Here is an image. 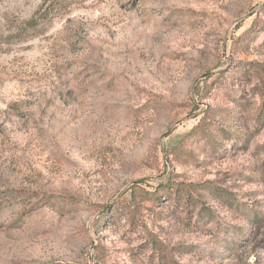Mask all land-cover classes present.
I'll list each match as a JSON object with an SVG mask.
<instances>
[{
    "label": "rangeland",
    "instance_id": "1",
    "mask_svg": "<svg viewBox=\"0 0 264 264\" xmlns=\"http://www.w3.org/2000/svg\"><path fill=\"white\" fill-rule=\"evenodd\" d=\"M0 264H264V0H0Z\"/></svg>",
    "mask_w": 264,
    "mask_h": 264
},
{
    "label": "trees",
    "instance_id": "2",
    "mask_svg": "<svg viewBox=\"0 0 264 264\" xmlns=\"http://www.w3.org/2000/svg\"><path fill=\"white\" fill-rule=\"evenodd\" d=\"M46 5L47 2H44L36 11V13L32 16V18L29 21L25 22V26L27 28H36L41 24V21L45 18V14H47L50 10L49 7H51L50 5L48 6V8L45 9Z\"/></svg>",
    "mask_w": 264,
    "mask_h": 264
}]
</instances>
